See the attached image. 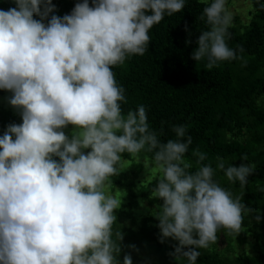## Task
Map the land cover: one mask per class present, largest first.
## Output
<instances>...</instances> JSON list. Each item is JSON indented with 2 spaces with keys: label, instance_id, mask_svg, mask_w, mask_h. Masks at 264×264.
Returning a JSON list of instances; mask_svg holds the SVG:
<instances>
[{
  "label": "clouds",
  "instance_id": "clouds-1",
  "mask_svg": "<svg viewBox=\"0 0 264 264\" xmlns=\"http://www.w3.org/2000/svg\"><path fill=\"white\" fill-rule=\"evenodd\" d=\"M200 2L207 30L192 59L211 70L239 58L226 40L233 17L226 0ZM14 3L0 10V89L12 93L23 123L0 136V264H119L123 233L113 225L121 201L105 186L124 153L153 154L152 198L163 204L152 214L160 242L178 241L170 253L178 262L196 264V249L215 243L221 230L237 237L245 205L213 180L211 165L189 171L184 126H173L176 139L162 143L143 105L123 113L125 90L112 71L144 55L150 29L181 12L185 0H83L63 17L50 15L52 0ZM69 125L71 138L63 131ZM193 155L197 164L206 159L199 149ZM217 167L241 187L255 171L253 164L225 168L222 160ZM123 264H133L130 255Z\"/></svg>",
  "mask_w": 264,
  "mask_h": 264
},
{
  "label": "trees",
  "instance_id": "trees-1",
  "mask_svg": "<svg viewBox=\"0 0 264 264\" xmlns=\"http://www.w3.org/2000/svg\"><path fill=\"white\" fill-rule=\"evenodd\" d=\"M249 1L247 20L234 15L226 37L229 47L237 50L236 60L208 70L206 61L192 59L199 35L207 30L199 19L206 4L185 0L181 12L165 15L150 29L144 55L128 57L123 65L112 68L117 84L125 90L123 113L143 105L149 128L162 143L176 139L173 126H184V140L188 136L192 139L184 156L191 164L189 171L211 165L213 180L245 205L241 233L234 237L223 230L218 232L215 243L196 249V264H264V0ZM82 2L52 0L55 11L50 15L71 14L75 5ZM89 3L91 6L92 0ZM13 7L14 0H0V10ZM239 47L244 51L239 52ZM4 95L12 93L0 89V96ZM4 106L0 103V136L10 124L23 123L21 113ZM197 149L206 156L200 164L199 157L193 155ZM83 151L86 154L90 149ZM244 154L247 161L241 159ZM152 155L122 154V167L118 166V174L106 182V193L121 201L113 225V233H123L117 260L123 264L124 256L130 255L133 264H187L186 258L178 262L170 255L178 241L168 238L160 242L159 221L152 214L157 205L163 204L152 198L159 172L157 176L145 172ZM53 158L59 161V157ZM221 160L225 168L253 164L255 171L241 187L238 181H228L224 170L217 167Z\"/></svg>",
  "mask_w": 264,
  "mask_h": 264
},
{
  "label": "rangeland",
  "instance_id": "rangeland-1",
  "mask_svg": "<svg viewBox=\"0 0 264 264\" xmlns=\"http://www.w3.org/2000/svg\"><path fill=\"white\" fill-rule=\"evenodd\" d=\"M250 1L249 0H226V6L228 11L231 12L232 17L234 15H239V17L243 20H247V14L249 13V9H250ZM11 96L10 95H4V96H0L1 98V102L3 105H5L4 107L12 110L14 113H20V111L18 109H16L15 107H13L10 102H9V98ZM63 131L65 132V134L71 138L73 135V131H74V126H68L67 128H64ZM146 170L145 172H149L151 175L153 176H157L156 173L159 172L158 168H155L154 165H152V162H147L146 163Z\"/></svg>",
  "mask_w": 264,
  "mask_h": 264
}]
</instances>
